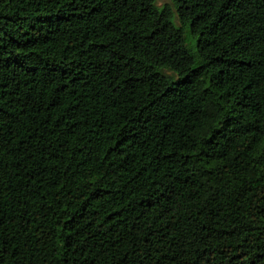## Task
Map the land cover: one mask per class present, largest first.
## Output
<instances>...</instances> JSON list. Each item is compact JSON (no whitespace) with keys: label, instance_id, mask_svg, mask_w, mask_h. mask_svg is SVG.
I'll list each match as a JSON object with an SVG mask.
<instances>
[{"label":"trees","instance_id":"obj_1","mask_svg":"<svg viewBox=\"0 0 264 264\" xmlns=\"http://www.w3.org/2000/svg\"><path fill=\"white\" fill-rule=\"evenodd\" d=\"M0 0V264H264V0Z\"/></svg>","mask_w":264,"mask_h":264},{"label":"rangeland","instance_id":"obj_2","mask_svg":"<svg viewBox=\"0 0 264 264\" xmlns=\"http://www.w3.org/2000/svg\"><path fill=\"white\" fill-rule=\"evenodd\" d=\"M172 0H159L158 1V6L162 7L163 5H165L166 3H171Z\"/></svg>","mask_w":264,"mask_h":264}]
</instances>
